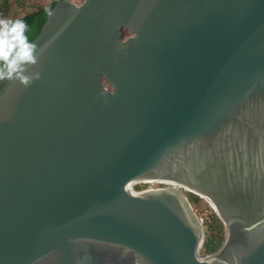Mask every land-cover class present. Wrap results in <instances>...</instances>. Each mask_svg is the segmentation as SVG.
I'll list each match as a JSON object with an SVG mask.
<instances>
[{"label":"water","instance_id":"obj_1","mask_svg":"<svg viewBox=\"0 0 264 264\" xmlns=\"http://www.w3.org/2000/svg\"><path fill=\"white\" fill-rule=\"evenodd\" d=\"M33 41L43 79L0 81V264H264V0H59Z\"/></svg>","mask_w":264,"mask_h":264},{"label":"clouds","instance_id":"obj_2","mask_svg":"<svg viewBox=\"0 0 264 264\" xmlns=\"http://www.w3.org/2000/svg\"><path fill=\"white\" fill-rule=\"evenodd\" d=\"M42 49L28 36V24L22 18L0 17V81L16 80L26 87L43 79L32 71Z\"/></svg>","mask_w":264,"mask_h":264},{"label":"trees","instance_id":"obj_3","mask_svg":"<svg viewBox=\"0 0 264 264\" xmlns=\"http://www.w3.org/2000/svg\"><path fill=\"white\" fill-rule=\"evenodd\" d=\"M57 1L59 0H52L51 2L42 6H38L35 9L30 10L23 15H18L14 17V18H22L27 22L28 36L32 41L39 35L44 22L47 20L52 8L54 7ZM7 7H8V0H0V17H6L5 13ZM193 196L196 197V195ZM212 226L216 231L215 235L204 241L202 246L207 253L212 252L216 248H218L221 241V239L218 237V232L222 228V223L219 219V216L215 212H212L210 214L209 220L206 224L207 232L211 229Z\"/></svg>","mask_w":264,"mask_h":264},{"label":"rangeland","instance_id":"obj_4","mask_svg":"<svg viewBox=\"0 0 264 264\" xmlns=\"http://www.w3.org/2000/svg\"><path fill=\"white\" fill-rule=\"evenodd\" d=\"M52 0H8V7L6 8V17H10V18H14L18 15H23L25 13H27L30 10L35 9L38 6H42L45 5L49 2H51ZM74 2H81L82 0H72ZM128 32H125V36H127ZM166 184L169 183H164V182H136L133 184V189L135 191H142L145 189H155V188H162L164 186H166ZM185 194L187 196H189L190 201L192 202L194 207L198 208V212H204L207 210V212L209 213L211 211L210 207H209V203L207 201H201L199 198L194 197L191 193L187 194L185 192ZM210 217V214H209ZM220 219V217H219ZM212 220V219H211ZM221 223H222V228L219 230L218 232V237L221 239L220 244L222 243V241L224 240L225 237V225L222 222V220L220 219ZM215 229L213 228V226L211 227V229L207 232V229L205 228V237H204V241H206L208 238L212 237L213 235H215ZM219 244V245H220ZM207 252L203 249V247H201L200 249V254L204 255Z\"/></svg>","mask_w":264,"mask_h":264},{"label":"built area","instance_id":"obj_5","mask_svg":"<svg viewBox=\"0 0 264 264\" xmlns=\"http://www.w3.org/2000/svg\"><path fill=\"white\" fill-rule=\"evenodd\" d=\"M166 185L173 186L175 188H178V189L182 190L184 193L186 192L187 194H190L191 193L193 195H196V198H200L201 201H204L205 200V201H207L209 203V207L211 209V211L209 213L207 212V210L204 211V212H198V208L193 206L192 202L190 201L189 196H187L185 194L187 196V198H188L189 204L191 205V207H192L195 215L197 216L199 222L201 223V225L203 226V228L205 230L206 224H207V222L209 220V214H211L212 212H215L216 213V211H215L214 207L212 206V204L207 199H205L204 197H202L201 195H199V194H197V193H195V192H193V191H191V190H189V189H187L185 187H182V186L177 185V184H174V183L173 184H166ZM202 246H203V244H202Z\"/></svg>","mask_w":264,"mask_h":264},{"label":"bare ground","instance_id":"obj_6","mask_svg":"<svg viewBox=\"0 0 264 264\" xmlns=\"http://www.w3.org/2000/svg\"><path fill=\"white\" fill-rule=\"evenodd\" d=\"M140 182H164V183H169V184H173V182H169V181H162V180H148V181H140ZM134 183H136V182H134ZM133 183V184H134ZM133 184H132V186H133ZM131 186V187H132ZM132 189H133V187H132ZM151 189H153V188H151ZM134 190V189H133ZM135 191V190H134ZM192 191V190H191Z\"/></svg>","mask_w":264,"mask_h":264},{"label":"flooded vegetation","instance_id":"obj_7","mask_svg":"<svg viewBox=\"0 0 264 264\" xmlns=\"http://www.w3.org/2000/svg\"><path fill=\"white\" fill-rule=\"evenodd\" d=\"M126 32H128L127 36H128V35H131V33H130L129 31L126 30ZM166 186H167V185H166Z\"/></svg>","mask_w":264,"mask_h":264}]
</instances>
